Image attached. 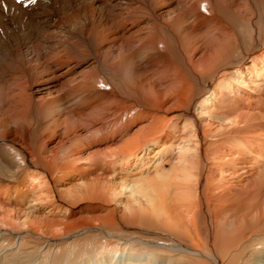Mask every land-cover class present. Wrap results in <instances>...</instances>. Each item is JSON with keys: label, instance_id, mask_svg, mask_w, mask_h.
Masks as SVG:
<instances>
[{"label": "bare ground", "instance_id": "1", "mask_svg": "<svg viewBox=\"0 0 264 264\" xmlns=\"http://www.w3.org/2000/svg\"><path fill=\"white\" fill-rule=\"evenodd\" d=\"M0 159V250L35 264L80 236L79 264H264V0H0ZM151 174L149 214L66 222Z\"/></svg>", "mask_w": 264, "mask_h": 264}, {"label": "rangeland", "instance_id": "2", "mask_svg": "<svg viewBox=\"0 0 264 264\" xmlns=\"http://www.w3.org/2000/svg\"><path fill=\"white\" fill-rule=\"evenodd\" d=\"M244 44L245 45H247V42H245L244 41ZM145 110V109H144ZM148 113H150V111H147ZM94 148V147H93ZM10 158H12L11 159V161L12 162H14V164H16V165H21V160L20 159H18V158H15L13 155L12 156H10ZM17 159V160H16ZM17 162V163H16ZM8 168V166L3 162V161H1V159H0V178H2V179H0V181H2V182H4V183H2V182H0V185L2 184V185H4V184H6V182H10L12 179H13V174H12V172L10 171V170H8L7 169ZM70 175V174H69ZM89 174H86L84 177H82L83 179H75V180H71L72 181V184H77V185H75V190L77 189L79 192L81 191L82 193H87L88 192V189H90V187L92 188V187H94V183H96V181H90L89 180V176H88ZM68 176V175H67ZM87 176H88V178H87ZM150 176H152L154 179H156L155 177H154V175L153 174H151V175H149L148 177H146V178H144L143 179V181H139V182H136V183H131V182H127V183H123V182H121V183H119V184H125L126 186H131V184H132V186L130 187V189L129 190H127L129 187H127L125 190H122V191H118V192H120L121 193V195L117 192V194H119L120 195V197L117 199V201H114L113 202V200H112V194H113V192L111 191V190H113V189H111L110 190V188L109 187H107V188H102V189H104L105 191H106V193H105V195L103 194V197L106 199H102V198H97V197H102V196H97L96 198H93V199H89V202H81V203H76V204H72V206H74V207H71V210H73L72 212H71V214L69 215V216H67V220L68 221H66V222H69V223H72V224H76L77 225V228L79 227V226H82L83 224H85V223H89V222H92L93 220H95V222L96 223H100V224H103V225H107L108 226V223L105 221V219H106V217L109 215V212L112 210V209H115V205L116 204H120L117 208L118 209H134V210H136V211H138L137 213H139V214H141V211L142 210H144V212L142 211V213L143 214H149L150 213V210L151 209H154L153 208V205H152V202H154V203H156L155 201H157L156 199L154 200V198H156L155 196V194L156 193H154V191H155V188L157 187V186H155L154 185V183L156 182V180H154V179H152V177H150ZM147 179H149L150 181H148ZM152 179V180H151ZM6 180H8V181H6ZM66 180H68V179H66ZM87 180H89V181H87ZM146 180L148 181V182H146ZM155 182H154V181ZM152 181V182H151ZM140 182H141V184H144L145 183V186L144 185H138V184H140ZM150 183V186L148 185V184ZM93 184V185H92ZM97 184V183H96ZM119 184H115L118 188H119ZM136 184V185H135ZM147 184V185H146ZM92 185V186H91ZM137 186V187H135V186ZM154 185V186H153ZM76 186H78V188L80 189L81 187H82V189H83V187H84V191L82 190V189H78ZM80 186V187H79ZM87 186H89V188L87 187ZM140 186V187H139ZM147 186V187H146ZM149 186V187H148ZM138 187H139V190H140V188L142 189V191L144 192V193H142V191L140 190V192H139V190H138ZM154 187V188H153ZM137 188V189H136ZM153 188V190H151ZM93 189V188H92ZM108 189V190H107ZM133 189H135L134 190V192H135V194L133 193V195H135L134 197L137 199H134V198H132L131 197V192L133 191ZM162 189H163V187H162ZM76 190V191H77ZM150 190H151V192H150ZM162 191V190H161ZM146 192H148V193H146ZM164 192H165V189H163V193L162 192H160V194H161V196L163 195V196H166V193L164 194ZM138 193V194H137ZM140 193V194H139ZM146 193V194H145ZM154 193V194H153ZM149 194V195H148ZM108 195V197H106ZM113 196H115V195H113ZM130 196V197H129ZM148 196L150 197V198H148ZM153 196V197H152ZM132 198V199H131ZM151 198H153V199H151ZM163 199H164V197H162ZM148 199H149V201H148ZM133 200H135V201H133ZM151 200H154V201H152L151 202ZM120 201V202H119ZM128 201V202H127ZM130 201V202H129ZM133 201V202H132ZM117 202V203H116ZM112 203V204H111ZM116 203V204H115ZM151 203V204H150ZM158 203V202H157ZM106 204V205H105ZM115 204V205H114ZM132 205V206H131ZM152 205V206H151ZM129 206V207H128ZM120 207V208H119ZM50 209V207L49 208H47L46 210L48 211ZM51 210V209H50ZM159 210V209H158ZM68 211V210H67ZM67 211H65V212H67ZM125 214L127 213V215L129 216L130 214H129V212L128 211H125L124 212ZM123 213V214H124ZM63 217H65L64 215H62V218ZM89 217H90V220H89ZM93 217V218H92ZM121 217H122V221H124V223H125V221H127V216H125L124 218H123V216L121 215ZM145 217V216H144ZM150 218H152L153 216L152 215H150L149 216ZM54 218H56V217H54ZM66 218V217H65ZM64 218V219H65ZM83 218V219H82ZM88 218V220H86ZM146 219H148L147 217H145ZM153 219V218H152ZM97 220V221H96ZM154 220V219H153ZM71 221V222H70ZM103 221H105L106 222V224H105V222H103ZM144 221H146L145 219H144ZM94 222V221H93ZM129 222V221H128ZM128 222H126V223H128ZM157 222V221H156ZM137 223V222H136ZM135 223V225H140L141 227H144V228H147V229H161L163 226H161L159 223H153L152 225H150V222L148 223L147 221L145 222V223H143V220H142V222L140 221L139 222V220H138V224H136ZM138 225V226H139ZM113 226H115V225H113ZM160 226V227H159ZM109 227H111L110 225H109ZM116 227V226H115ZM118 228V227H117ZM171 234H173V232H171ZM174 235V234H173ZM81 237V236H80ZM80 237H76L77 238V240H76V238L75 239H73L72 240V242L74 241V243H80L81 245L77 248V250L75 249V251H74V253L71 255V257H69V259L67 260V263H66V261L64 260V259H67L68 258V255H66V252L67 253H69V252H71L70 250L69 251H62V252H59V253H54V254H58V256H56L55 258H54V264H79L80 262H81V259L83 258V256L84 255H81L82 254V251L81 250H83V249H87V247H88V241H87V239L86 238H84V237H81V239H80ZM90 239H93V237L92 236H88ZM74 238V237H73ZM79 238V239H78ZM95 239V238H94ZM97 240H99L100 241V239L99 238H96L95 240H92L93 242H99V241H97ZM29 246H31L30 248H28V249H24L23 250V252H22V250L20 249V251L18 252V250L16 251V249H14V250H6L5 248H2L1 250H0V264H11V262H12V264L14 263V264H35L37 261L39 262V261H41L42 260V258H41V255H43L44 253H43V250L41 251V248L39 247V246H37V245H29ZM89 249V248H88ZM40 250V251H39ZM5 251V252H4ZM42 252V253H41ZM45 252V251H44ZM18 253V254H17ZM19 253H20V255H19ZM52 255L53 254H51V257H52ZM61 256H62V258H61ZM65 256H67V258L65 257ZM17 257L19 258L20 257V259H17ZM24 257V258H23ZM40 257V258H39ZM50 257V258H51ZM58 257V258H57ZM59 257H60V259H59ZM29 258V259H28ZM189 259V262H192V263H194V264H197L193 259H191L190 257H188ZM11 259V260H10ZM17 259V260H16ZM5 260H7V261H5ZM10 260V261H9ZM53 260V259H52ZM63 260V261H62ZM15 261H16V263H15ZM21 261H22V263H21ZM51 261V260H50ZM65 262V263H64Z\"/></svg>", "mask_w": 264, "mask_h": 264}, {"label": "snow or ice", "instance_id": "3", "mask_svg": "<svg viewBox=\"0 0 264 264\" xmlns=\"http://www.w3.org/2000/svg\"><path fill=\"white\" fill-rule=\"evenodd\" d=\"M36 0H17V3L24 4L27 6L28 4H34Z\"/></svg>", "mask_w": 264, "mask_h": 264}]
</instances>
